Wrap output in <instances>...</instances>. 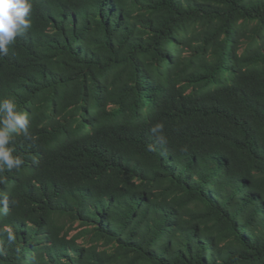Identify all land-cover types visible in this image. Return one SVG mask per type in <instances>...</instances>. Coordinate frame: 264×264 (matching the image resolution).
Listing matches in <instances>:
<instances>
[{"label": "trees", "instance_id": "obj_1", "mask_svg": "<svg viewBox=\"0 0 264 264\" xmlns=\"http://www.w3.org/2000/svg\"><path fill=\"white\" fill-rule=\"evenodd\" d=\"M30 3L0 264H264V0Z\"/></svg>", "mask_w": 264, "mask_h": 264}, {"label": "clouds", "instance_id": "obj_2", "mask_svg": "<svg viewBox=\"0 0 264 264\" xmlns=\"http://www.w3.org/2000/svg\"><path fill=\"white\" fill-rule=\"evenodd\" d=\"M30 0H0V54L8 53V46L14 42L18 35H24L31 28L28 18L31 11ZM162 126L157 125L153 131ZM29 118L17 110L13 99H0V168L8 170L19 169L23 159L13 155V149L8 145L13 133L22 131L28 135ZM9 234V239H12Z\"/></svg>", "mask_w": 264, "mask_h": 264}]
</instances>
